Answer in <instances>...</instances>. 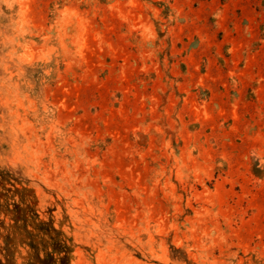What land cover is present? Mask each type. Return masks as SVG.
<instances>
[{
	"label": "rangeland",
	"instance_id": "374dc122",
	"mask_svg": "<svg viewBox=\"0 0 264 264\" xmlns=\"http://www.w3.org/2000/svg\"><path fill=\"white\" fill-rule=\"evenodd\" d=\"M0 264H264V0H0Z\"/></svg>",
	"mask_w": 264,
	"mask_h": 264
}]
</instances>
